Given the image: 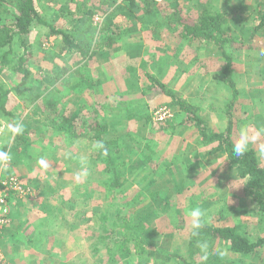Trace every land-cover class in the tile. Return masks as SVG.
<instances>
[{"label": "rangeland", "instance_id": "rangeland-1", "mask_svg": "<svg viewBox=\"0 0 264 264\" xmlns=\"http://www.w3.org/2000/svg\"><path fill=\"white\" fill-rule=\"evenodd\" d=\"M37 1L43 14L46 15L48 9L50 18H54L52 14L57 11L54 7L59 2H63L66 12L75 9L73 0ZM193 1L186 3L189 6V2L192 4ZM206 1L196 0V4L192 5L194 8L187 10L200 12L210 5L211 9L221 12L227 19L225 29L236 35L237 41L229 50L233 57L231 77L237 89L235 101L232 89L222 74L226 64L222 51L212 42L203 44V41L201 44L199 38L188 42L169 30L167 19L174 15L173 11L179 13L185 7L183 0H148L136 10L142 15L150 5L152 8V4L158 12H164L160 6L166 8L167 15L161 17L164 18L161 29L166 30V37L163 48H160L163 50L160 57L176 56L170 58L173 66L163 68L164 71L168 68L167 72L174 71L175 75L165 83L167 88L177 98L186 100L193 109H197L196 114L207 124L209 132H225L232 127L233 143L239 138L243 127L251 132H261L259 139L249 149L257 152L264 165V154L260 152V146L264 145V29L252 30L257 23L254 18L259 16L264 4L258 10L250 9L249 5H241L240 9L235 10V0ZM92 3L97 8L108 9V12L109 8L123 4L121 0H94ZM254 4L252 0L251 5ZM232 17L239 22H230L229 18ZM60 18L70 23L72 21L70 14H62ZM188 18L194 21L197 17ZM104 20L103 17L102 25L96 26L98 31L103 30ZM121 21L131 23L127 16ZM239 23L245 25L242 30L237 28ZM228 25L230 28H227ZM135 38L131 37L130 40L123 36L112 54H125L127 51H130L127 56L131 52L134 54L137 45L132 39ZM58 39L49 36V30L31 31L30 40L35 54L31 59L33 75L24 87L31 86L33 89L24 94L16 91L10 93L7 110L12 113L0 115V151L20 142L19 135L13 136L9 131L10 124L22 123L23 117H27L30 122L22 125L31 128L44 117L45 112L41 108L45 104L42 100L44 96L38 95L45 90L42 89L43 82H40L46 74L44 70L58 66L65 73H61L62 82H48L53 90L46 94L52 100L47 104L59 106L60 112L68 114H73V111L77 114L82 104H100V112L105 111L113 118L112 131L108 134L112 140L109 152L114 154L116 149H120L121 159L114 163H120L117 170L122 180L127 179L128 183L120 189L113 185L106 186L110 183L108 172L113 163L101 157L102 150L93 147L98 141L96 139L70 137L57 129L44 135H32L34 143L21 151L26 166L19 163L13 165L12 155V161L8 164L0 163V181L17 182L20 195L26 194L20 203L21 209H28L26 216L18 214L20 207L10 203L14 199L9 202V210H13L11 227L15 219L23 226L18 241L8 239L7 229L0 232V264H128L132 255L111 250V241L107 240L110 226L106 227V221L104 225L102 220L104 215L109 221L117 220L118 209L131 213L132 222L138 225L136 235L143 234L154 244L148 248L147 257H143L145 264H177L170 260L168 254L176 257L178 252L174 251L175 246L191 237L194 227L189 213L194 208H199L203 213L200 224L217 227L235 225L254 241L264 237V215L245 195L246 178L239 175L237 168L230 167L226 152L217 151L207 155L219 142L201 143L199 126L183 121L184 112L179 106L172 105V96L165 94L166 100L163 102L147 104L148 99L144 97L148 98L147 94L149 96L151 93L154 95L153 90L146 86L150 83L143 85L140 77L130 73V65L114 67L112 63V67L104 66L103 59L98 56L92 63L84 65L81 54L66 57L61 53L63 44ZM155 50L151 56L153 58L160 55V51L155 53ZM44 55H48L47 58ZM67 74L70 76L67 77ZM19 78L21 75L10 68L0 69V85L11 86ZM140 92H144L143 95L140 96ZM50 106H46L45 111ZM163 109L166 114L160 119ZM230 109L233 110L232 115L228 113ZM147 114L151 115L152 123L145 120ZM182 134L185 136L180 137ZM41 158L48 163L47 168L39 164ZM85 171L87 174L81 175L77 181V174ZM167 200L171 207L165 205ZM154 229L156 233L150 237ZM34 233L37 236L34 237ZM199 235L204 237L202 230H199ZM195 239L199 240L197 237ZM129 243L131 251L136 254L137 245L133 241ZM16 245H19V253L12 255L16 252ZM219 245V240L213 239L204 250H201L199 242V249L190 258L184 247L180 253H184V256L186 253L193 264H205L204 258L210 256L212 264H264V246L257 255L239 259L224 247L219 248ZM211 247L214 252L208 256L206 252ZM9 248L10 256L5 253ZM115 259L117 263H114Z\"/></svg>", "mask_w": 264, "mask_h": 264}, {"label": "trees", "instance_id": "trees-1", "mask_svg": "<svg viewBox=\"0 0 264 264\" xmlns=\"http://www.w3.org/2000/svg\"><path fill=\"white\" fill-rule=\"evenodd\" d=\"M91 1L73 0L75 3V9L74 11L68 10V14L72 16L71 23L65 24L64 26H56L47 21L43 14V9L39 6L37 0H0V12H2L0 13V53H2L0 54V69L10 68L13 72L21 75V78L16 80V82H12L11 86L0 85V115H10L12 113L7 110V103L12 91L24 94L26 91L30 92L33 89L31 86L24 87V85L31 80L33 75L31 70V66L33 65L31 59L35 54L31 44L30 35L35 24H43L50 29L49 36H54V39H60L63 44V48L60 52L64 53L66 57H70L74 53L81 54L82 60H84V65L92 63L98 55V58L102 59L101 57L108 54V52L116 51L115 45L117 42L122 41L123 36H127V39L130 40L131 37H136L132 40L139 49L144 39L150 38L164 42L166 37L164 36V31L166 30L161 29V24L164 20V18L161 17L167 15L165 13V7L160 6L164 12H158L156 8H153V4L151 3L152 8L150 5V8H147L141 15L138 14L136 9L143 4L142 2L148 0H123L122 5L118 4L114 6V8H109V12L108 9L97 8L95 5H92L94 3ZM125 1L127 4L124 5ZM260 11L259 16L254 19L257 23L252 30H260L264 27V7ZM173 13L174 15L167 19L168 22L166 20L165 22L168 24L170 23L169 30L175 32L176 36L188 42H192L197 38H199L201 42H212L214 46L222 51L226 59L222 74L225 76L226 82L232 89L233 99L235 101L237 98V89L231 77L233 73V57L229 50L231 45L237 40L236 35L233 32H229L225 29L224 22L227 21L225 16L221 12L214 11L207 7H204L199 12L197 20L194 21L186 18L180 12L173 11ZM97 14H100V16L105 18L103 22L105 24H103L104 28L99 31L96 26L102 25V21L96 20V16H98ZM119 14L123 15L120 16ZM119 16L120 19H118ZM124 16L129 17L131 23H123L121 20H123ZM229 20L230 22H239L235 17L229 18ZM244 26V24L239 23L237 28L242 30ZM227 28H230V26L228 25ZM138 31H142L144 33L143 36L137 37L135 33ZM240 39L242 40V38ZM143 45L147 46L148 43L145 42ZM16 46H18V48ZM47 56L48 55H44V58H47ZM49 58H52V56ZM117 63L119 64L118 60ZM133 70H135V67L130 71ZM44 71L46 74L40 83L43 82L42 89L44 88L45 91L38 95L44 96L42 100L46 105L44 104L43 107L40 106L45 112L44 117L33 124V127L31 128L28 125L25 126L26 128H24L23 133L19 135L20 142L10 146V149H3V151L12 155L13 165L19 163L21 166H26L21 151H23V149L27 150L29 145L34 143V140L31 138L34 134L44 135L57 129L61 133L69 134L70 137L86 136L98 141H103L107 148V155L104 153H102L103 155H100L107 159L108 163H113L108 172L110 174V183H107L106 186L113 185V187H117V189L124 188V186L127 185L128 180H122L120 173L117 170V165L120 163H114L121 159L120 149H116L114 154H110L109 152V146L112 144V140L108 138V134L112 131L111 126L114 122L110 124L105 120L106 112H100V104H95L94 106H92V104H82L78 109L76 108L78 111L77 114H75L74 111L73 114L63 113V111L60 112L58 110L59 106L53 107L52 104L51 106L47 104L50 99L47 98L46 94L53 90L49 87L50 83L48 82H62L61 77L63 76L61 73L63 71L64 74L65 71L58 66L56 69ZM68 72L69 71L66 73ZM144 74L147 76L151 85H149L148 88L153 90L154 95L159 92L161 94L172 96L174 98L172 105L179 106L182 112H184L183 121L189 124L196 123L199 126V135L203 143L211 141L219 142L218 146L211 150V152H208L207 155L213 154L217 151H224L227 153V161L230 163V167L237 168L239 175L242 178H246V197L250 198L259 210L258 212H261L264 215V165L261 164L257 152L251 148L242 157L234 156V143L231 138L232 127H229L225 132H209L207 124L198 114H196V108L193 109L192 105L186 100L177 98L175 93L167 88L165 83L150 74L147 69H145ZM69 76L67 74V77ZM45 83H48V85L44 86ZM46 106L50 107L45 111L47 108ZM228 113L232 115L233 110H228ZM29 122L30 121H28L27 117H23L22 124H28ZM1 127L2 122L0 121V131ZM186 188L184 187V189ZM6 198L8 199V204L11 199H14L15 201L12 200L10 203L21 208L20 203L22 197L15 189L10 188L7 191ZM165 205L171 207L170 201L167 200ZM122 211V209L116 211L117 220L115 221H109V218L105 215L102 218L104 225L106 221V227L110 226V229L108 230V237H110L107 240H109V242L111 241V250H121V252H126L129 256L132 255L128 264H145L146 260H143V257H147L149 253L148 248L152 247L154 244L153 242H149L148 240L150 239L145 238L143 234L136 235V229L138 228L137 223L132 222V218H130L131 213H125ZM12 213L13 210L11 208V210L5 215V222L0 228V232L7 229V236L11 241L18 239L19 235V231L17 234V231L14 230V228L11 229L10 216ZM199 230H202L204 237L199 235ZM36 232L38 233V231ZM155 233V229L152 230L150 237ZM35 236H37L36 233H34V237ZM196 237L199 240L195 239ZM213 239L219 240V248L220 246L224 247L239 259L244 256L257 255L258 251L264 246V237L254 241L246 234L242 233L235 225L217 227L203 223L198 229L194 228L193 233L188 240L175 246L174 251L178 252L176 257H174L173 254H167L170 260L177 264H193L188 258L193 256L199 249H197L199 242L201 244V250H204L203 248L207 247L208 242ZM129 241H133V243L137 245L135 250L136 254L131 251L132 248ZM183 247L188 253V258L186 257V253L185 256L184 253L183 255L180 253V251L183 250ZM9 250L11 249L9 248ZM9 250H5V253L9 254ZM14 250H16V252H13L12 255L19 253V245H16ZM213 252V247H211V249L207 250L206 254L210 256ZM211 257L212 256L204 258L205 264H212ZM218 259L215 260L218 262ZM113 261L114 263L118 262L116 259Z\"/></svg>", "mask_w": 264, "mask_h": 264}, {"label": "crops", "instance_id": "crops-1", "mask_svg": "<svg viewBox=\"0 0 264 264\" xmlns=\"http://www.w3.org/2000/svg\"><path fill=\"white\" fill-rule=\"evenodd\" d=\"M92 1H94V0H92ZM104 1L107 2V0H104ZM121 1L123 2V0H121ZM183 1L185 2V7L182 8L181 10H179L180 13H182V15H184L187 18L190 17V16L198 17L199 16V12H196V11L192 12V11H188L187 10L189 7L194 8V6H192V5H193V3L196 4V0H194L192 2V4H190V2H189V6L187 5L186 2H188L190 0H183ZM202 1L205 2L206 0H202ZM235 1L237 2V6H236L235 10H237L238 8L240 9L241 5L242 6L249 5L250 9L258 10V8L260 7L259 4L264 3V0H254L255 1L254 5H251L252 4V0H235ZM256 3H257V5H256ZM205 7L211 8L210 5L209 6H205ZM54 8H55V10H57L55 13L52 14L54 16V18H50L49 14H48V9L46 10V15L45 14L44 15L47 17L46 18L47 21L50 22L53 25H56V26H64L65 24H68V23L70 24L69 21H63L60 18L62 14H68V12H66L65 9H64L65 7L63 6V2H59L56 5V7H54ZM189 10H191V9H189ZM188 12H190V14H188ZM256 17L254 19H256ZM196 20H197V18H196ZM262 29H264V27ZM32 30H50V29L48 27L44 26L43 24H35V27H33ZM46 34H45V36H47ZM143 34L144 33L141 31V32L137 33L136 35L138 37V36H143ZM58 40L60 41V39H58ZM145 42L148 43L147 46L143 45V44H145ZM201 44H202V42H201ZM203 44H206V41H204ZM163 45H164V42L159 41V40H153V39H150V38L149 39H144L142 44H141V46H140V49L137 48V50H136V52L134 54H133V52H131L130 56H127V52L130 53V51H127L125 54H121V53L112 54V52H108V54H105V55H103L101 57L103 59L102 63H104L103 64L104 66H111V67H112V63L115 64L114 67H117L120 64L130 65V69L135 67V70L130 71V73H133L135 77H140L139 80L142 82L143 85H145L147 82L149 83V81L147 79V76L144 74L145 73V69H147L150 72V74H152L158 80H160L163 83H166L167 81H170L175 75H173L174 71L173 72H171V71L167 72L168 68L166 69V71H164L163 68H165L168 65L173 66L171 64L172 61H171L170 58H172L173 56H174L173 58H176V56L172 55V56L169 57V55H168V57L166 59H163L165 56L163 58H161L160 57L161 56V51H163V50H161L160 48H163ZM154 50H155V53L160 51V55H158L157 58L151 57V56H153V51ZM117 60L119 61L118 65H116L117 64ZM172 60H174V59H172ZM172 63H174V62H172ZM154 68H157V69L154 71L153 70ZM143 75H145V76H143ZM146 86H149V85H146ZM140 93H141L140 94V96H141V95H143L144 92L143 93L140 92ZM155 94L156 95H153L151 93L149 96L147 94L148 98L144 97L145 99H148L147 100V104L149 102H157V103H159V102H163L164 100H166V95L165 94H161L159 92L155 93ZM150 118H151V115L147 114V116L145 117V120H147L149 123H152V122H150ZM112 119H113L112 117H110V116H108L106 114L105 120L108 121L110 124L113 123ZM197 135H198V133H197ZM183 136H185V135L182 134L180 137H183ZM200 142L203 143L201 141V137H200ZM19 210H20L19 214H24L26 216V214H27L26 212L28 211L27 208H25L26 211L24 209H21V208ZM23 211H25V212H23ZM12 225H14V226L11 229L14 228V230L17 231V234H18V231H19V235H20V232H21L22 226H23L22 223H20L18 219H15V223H14V220H13ZM19 235H18V239H19ZM18 239H17V241H18ZM10 255H11V250L9 252V256Z\"/></svg>", "mask_w": 264, "mask_h": 264}, {"label": "clouds", "instance_id": "clouds-1", "mask_svg": "<svg viewBox=\"0 0 264 264\" xmlns=\"http://www.w3.org/2000/svg\"><path fill=\"white\" fill-rule=\"evenodd\" d=\"M8 127H9V131L12 133L13 136L21 135L24 131V127L22 123H19V122L15 124H10ZM260 136H261V132L259 131L251 132L247 127L241 128L240 133H239V138L233 144L234 156L236 157L244 156L248 152L249 146L252 144H255ZM93 147L97 150H102L103 153L107 155V148L103 141H97L93 145ZM260 152L264 154V145L260 146ZM10 158L11 157L8 152L0 151V163L6 164L10 160ZM81 162L83 163V158H81ZM39 164L44 168L48 167V163L43 158L39 160ZM86 174H87L86 171L81 174H77V177H76L77 181L80 180L81 175H86ZM189 215L191 216L193 220V227L197 229L201 227L200 218L203 215L201 210L199 208H194L191 210Z\"/></svg>", "mask_w": 264, "mask_h": 264}, {"label": "built area", "instance_id": "built-area-1", "mask_svg": "<svg viewBox=\"0 0 264 264\" xmlns=\"http://www.w3.org/2000/svg\"><path fill=\"white\" fill-rule=\"evenodd\" d=\"M158 1H161V0H158ZM96 20L102 21L103 17L100 16V15L96 16ZM162 113L163 114L159 113L160 114V119H163L164 115L166 114L164 109H163ZM161 115H162V118H161ZM10 160L7 162V164L10 162ZM16 186H17V182H8L7 180L0 181V190H1V193H2V195H0V227H2V224L5 222V215L9 212L8 199L6 198L7 197V191L10 188H13L19 193L21 191V189L19 187H16ZM19 195H20V193H19ZM25 195H20V196L22 198H26Z\"/></svg>", "mask_w": 264, "mask_h": 264}]
</instances>
